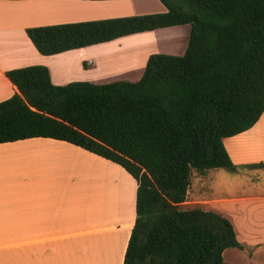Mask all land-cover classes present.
I'll list each match as a JSON object with an SVG mask.
<instances>
[{
	"label": "trees",
	"instance_id": "1",
	"mask_svg": "<svg viewBox=\"0 0 264 264\" xmlns=\"http://www.w3.org/2000/svg\"><path fill=\"white\" fill-rule=\"evenodd\" d=\"M160 1L165 12L27 28L47 56L179 25L191 33L183 55L151 54L138 81L58 85L48 66L8 70L18 92L0 102V144L52 138L130 173L136 221L124 264H226L228 248L245 247L231 220L182 205L194 170H239L224 139L264 113V0Z\"/></svg>",
	"mask_w": 264,
	"mask_h": 264
},
{
	"label": "crops",
	"instance_id": "2",
	"mask_svg": "<svg viewBox=\"0 0 264 264\" xmlns=\"http://www.w3.org/2000/svg\"><path fill=\"white\" fill-rule=\"evenodd\" d=\"M51 1L0 0V102L18 92L6 75L8 70L48 66L53 82L62 85L54 75L53 61L78 50L92 53L112 43L120 46L142 34L43 55L28 37L27 28L78 21L48 18L44 12H49L46 3ZM73 1L112 4L130 0ZM111 17L119 16L103 14L94 19ZM151 53L143 58L145 67ZM84 61L83 68L88 69L97 58L92 55ZM122 61L110 68L132 62ZM224 143L236 165L264 162V113L254 127ZM137 190V180L122 166L71 143L42 137L1 143L0 264H124L136 221ZM216 211L224 216L228 213L220 205Z\"/></svg>",
	"mask_w": 264,
	"mask_h": 264
},
{
	"label": "rangeland",
	"instance_id": "3",
	"mask_svg": "<svg viewBox=\"0 0 264 264\" xmlns=\"http://www.w3.org/2000/svg\"><path fill=\"white\" fill-rule=\"evenodd\" d=\"M46 5L50 8L49 12H44L48 13V18H76L78 21L94 19L96 15L103 14L123 16L166 11L160 0H130L128 3L112 4L53 0ZM40 8L42 11V7ZM85 11L92 14L88 16L81 13ZM67 21L70 20H65L64 23H68ZM190 33V24L179 25L138 34L133 40L125 39V43L121 42L120 46L118 43H112L109 47L93 50L92 53L78 50L53 61L54 75L61 80L59 84L62 85L72 81H138L145 71V65L142 63L146 54L152 52L183 55ZM89 55L95 56L97 62L93 67L84 69V60H89ZM122 60L132 62L120 69L110 68L122 63ZM229 147L235 155L233 141L229 142ZM260 169L240 166L237 171L210 169L205 175L195 170L192 172L189 196L182 208L201 207L216 211L219 205L222 206L228 211L226 216L233 223L239 241L245 246L243 250L228 248L224 253L226 264H264V170ZM256 195L262 196L258 198Z\"/></svg>",
	"mask_w": 264,
	"mask_h": 264
}]
</instances>
